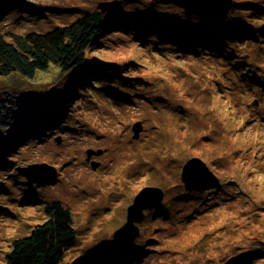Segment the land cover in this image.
Instances as JSON below:
<instances>
[{
	"label": "rangeland",
	"instance_id": "1",
	"mask_svg": "<svg viewBox=\"0 0 264 264\" xmlns=\"http://www.w3.org/2000/svg\"><path fill=\"white\" fill-rule=\"evenodd\" d=\"M101 1L111 0H9L0 34L48 32L100 11ZM234 1L240 5L229 19L238 31L226 32L227 58L156 38L151 22L129 23L153 7L173 25L196 22L174 2L122 0L117 12L103 13L112 28L87 52L90 62L115 64L119 73L77 86L55 64L34 78L0 75V145L21 128L32 137L0 167V264L54 202L70 210L76 231L66 264H222L264 243V0ZM137 120L143 129L135 139ZM89 148L103 150L92 157L96 169ZM194 156L218 175L219 187L185 188L182 168ZM43 162L58 170L48 185L16 169ZM146 186L161 187L163 203L146 209L137 237L123 243L113 234ZM189 247L193 254L182 256Z\"/></svg>",
	"mask_w": 264,
	"mask_h": 264
},
{
	"label": "trees",
	"instance_id": "2",
	"mask_svg": "<svg viewBox=\"0 0 264 264\" xmlns=\"http://www.w3.org/2000/svg\"><path fill=\"white\" fill-rule=\"evenodd\" d=\"M8 2L9 0H0V11ZM239 5L234 1L231 10H235ZM249 6L251 13L255 14L256 4L251 1ZM157 8L153 7V12L147 15L149 17L131 20L129 23L133 25L153 23L152 33L156 38L178 43L186 52L194 53L207 49L216 50L225 58L230 56L224 38L226 32L238 31L235 23L229 19L231 10L222 18L210 17L207 22L195 15L191 19L196 22L186 28L156 18L154 15ZM99 10L87 12L70 24H63L44 33L0 34V75L18 73L26 78H34L38 71L47 70L51 64H55L60 69L61 77L71 76L69 82L72 86H77L90 82L92 76L107 78L110 77L109 74L119 73L115 64L108 66L88 60L89 49L99 37L112 28L107 22L108 19L103 16V13L110 12L101 11L100 8ZM160 16L168 18L170 14L161 11ZM151 17L154 19L151 20ZM198 20L204 23H199ZM67 92L71 93L70 95L75 94L71 89ZM38 94L44 99L48 96L46 92ZM47 99H50V96ZM71 100L69 97L67 102ZM41 132L36 133L41 135ZM28 133V130L21 128L0 145V167L5 166L21 144L28 140ZM46 214V220L37 224L30 235L13 241L12 250L7 255L8 264H66L64 263L66 251L76 240L72 214L60 202L48 205ZM192 254L189 247L184 248L182 256L186 255L188 258ZM255 258H264V243H259V246L252 247L222 264H249Z\"/></svg>",
	"mask_w": 264,
	"mask_h": 264
},
{
	"label": "water",
	"instance_id": "3",
	"mask_svg": "<svg viewBox=\"0 0 264 264\" xmlns=\"http://www.w3.org/2000/svg\"><path fill=\"white\" fill-rule=\"evenodd\" d=\"M184 9L188 15L200 17L222 18L234 4V0H169ZM122 0L101 1L98 7L101 11L117 12L121 7ZM133 138L137 139L143 129L141 120L133 123ZM103 152L101 148L95 150L87 149L86 160L91 163L93 169L100 164L99 161L91 160L93 155ZM17 171L20 175L27 178L28 182L37 185H48L53 183L58 176V170L48 163H31L18 166ZM181 179L187 190L204 191L209 188L219 187L221 180L218 175L211 170L207 163L200 157H192L183 165ZM165 191L159 186H146L135 196L133 202L127 208V222L118 228L113 236L123 243H130L140 232L138 223L145 218V210L153 207H160L163 203ZM71 264H82L72 262Z\"/></svg>",
	"mask_w": 264,
	"mask_h": 264
},
{
	"label": "bare ground",
	"instance_id": "4",
	"mask_svg": "<svg viewBox=\"0 0 264 264\" xmlns=\"http://www.w3.org/2000/svg\"><path fill=\"white\" fill-rule=\"evenodd\" d=\"M232 7H234V4L231 5V9H232ZM231 9H230V10H231ZM230 10H229V11H230ZM229 11H228V12H229ZM228 12H227V13H228ZM83 82H84V81H82V83H83ZM84 84H85V82L83 83V85H84ZM36 134H37V133H36ZM37 135H39V134H37ZM27 138L30 139V138H32V137H31L30 135H27ZM23 143H24V142H23ZM23 143H22V144H23ZM9 160H10V159H9ZM7 162H9V161L7 160ZM25 178H26V177H25ZM26 180H27V178H26ZM30 183H33V182H30ZM35 184H37V183H35Z\"/></svg>",
	"mask_w": 264,
	"mask_h": 264
},
{
	"label": "flooded vegetation",
	"instance_id": "5",
	"mask_svg": "<svg viewBox=\"0 0 264 264\" xmlns=\"http://www.w3.org/2000/svg\"><path fill=\"white\" fill-rule=\"evenodd\" d=\"M92 157L94 158V157H95V155H93ZM91 160H94V159H92V158H91Z\"/></svg>",
	"mask_w": 264,
	"mask_h": 264
}]
</instances>
